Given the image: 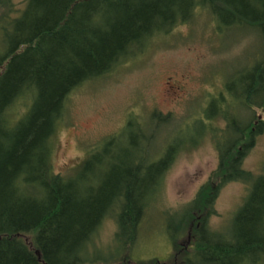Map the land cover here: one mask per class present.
Wrapping results in <instances>:
<instances>
[{
    "label": "trees",
    "instance_id": "trees-1",
    "mask_svg": "<svg viewBox=\"0 0 264 264\" xmlns=\"http://www.w3.org/2000/svg\"><path fill=\"white\" fill-rule=\"evenodd\" d=\"M24 3L20 15L9 19L10 0H0V264H264V167L254 175L242 166L264 132V0ZM198 12L207 13L224 34L258 33L259 58L245 73L226 79L225 92L203 111L201 135L211 133L217 166L193 198L165 219L163 233L175 252L133 260L142 218L174 155L197 143L180 142L150 160L148 143L122 157L113 151L120 137L110 135L101 150L90 151L76 176L64 177L53 169L52 138L74 89L105 78L146 39L168 34ZM239 109L250 114L242 117ZM134 119L123 132L139 127ZM217 119L223 127L212 126ZM233 181L247 184V194L228 227L214 230V201ZM108 215L117 230L104 251L93 240Z\"/></svg>",
    "mask_w": 264,
    "mask_h": 264
},
{
    "label": "rangeland",
    "instance_id": "rangeland-1",
    "mask_svg": "<svg viewBox=\"0 0 264 264\" xmlns=\"http://www.w3.org/2000/svg\"><path fill=\"white\" fill-rule=\"evenodd\" d=\"M10 4L9 19L18 17L25 8L24 0H10ZM207 15L198 12L191 21L177 23L168 34L146 39L132 57L105 78L87 81L74 89L52 138L53 169L64 177L76 176L90 151L99 150L102 140L110 135L120 137L113 151L122 157L129 148L148 143L150 160L180 142L197 143L174 155L163 184L142 218L133 260L156 255L163 259L167 253L171 257L175 252L163 233L165 219L193 198L217 166L209 129L205 138L204 133L201 135L206 129L203 111L211 99L225 92L226 79L245 73L259 58L258 33L247 30L224 34ZM1 33L0 52L4 45ZM251 111L263 119L260 109ZM237 112L242 117L250 114V110ZM132 118L140 128L132 125L123 132L126 121ZM212 126L223 127V122L217 119ZM242 166L254 175L263 171L264 132L256 137ZM247 190L248 185L239 181L220 188L213 204L215 213L209 218L212 229L228 227ZM116 230L114 218L108 215L94 237V245L107 251L113 246Z\"/></svg>",
    "mask_w": 264,
    "mask_h": 264
},
{
    "label": "water",
    "instance_id": "water-1",
    "mask_svg": "<svg viewBox=\"0 0 264 264\" xmlns=\"http://www.w3.org/2000/svg\"><path fill=\"white\" fill-rule=\"evenodd\" d=\"M186 240H187V244H188L189 241H190V233L187 234V239Z\"/></svg>",
    "mask_w": 264,
    "mask_h": 264
},
{
    "label": "flooded vegetation",
    "instance_id": "flooded-vegetation-1",
    "mask_svg": "<svg viewBox=\"0 0 264 264\" xmlns=\"http://www.w3.org/2000/svg\"><path fill=\"white\" fill-rule=\"evenodd\" d=\"M254 123H256V120L254 121Z\"/></svg>",
    "mask_w": 264,
    "mask_h": 264
}]
</instances>
